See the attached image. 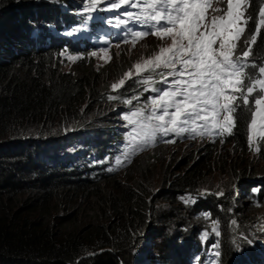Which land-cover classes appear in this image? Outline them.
Segmentation results:
<instances>
[{"label": "trees", "instance_id": "16d2710c", "mask_svg": "<svg viewBox=\"0 0 264 264\" xmlns=\"http://www.w3.org/2000/svg\"><path fill=\"white\" fill-rule=\"evenodd\" d=\"M32 1L0 0V264H135L140 242L151 240L154 233L162 239L158 245L166 255L162 264H193L192 255L201 248L199 227L212 228V222L220 218L217 203L228 204L231 198L239 222L228 233L217 235L220 264H228L233 250L245 248L251 238L250 213L264 209V204L258 207L259 198L247 206L244 196H232L227 185H223L224 199L217 195L222 186L204 185L212 183L213 175L223 176L229 185L237 180L239 189L246 192L250 185H260L254 179L264 172V143L260 152L249 149L242 118L228 143L221 148L211 145L195 156L187 153L178 160L176 172L169 171L170 177L156 188L150 180L149 162L139 165L138 175L130 179L128 170L123 179L105 177L101 182L71 179L52 170L39 173L37 163L42 162L34 158V149L14 143L28 138L33 142L27 145L36 140L50 143L62 135V125L90 111L97 113L102 91L120 68L113 65L98 73L85 62L74 73H64L55 67L61 61L57 51L28 50L12 42L19 29L16 22L30 9L19 5ZM262 3L249 0L245 16H252ZM30 5L35 13L43 10ZM251 28L249 21L239 42L241 50ZM84 31L92 33L94 24L77 35V43L85 39ZM73 46L76 50L77 45ZM252 55L264 59V28ZM31 128L47 133L30 130L19 135ZM163 153L147 157L152 160ZM189 194L188 203L176 200L177 195ZM188 223L197 228L183 229ZM172 227L181 233L178 246L168 231ZM63 233L67 235L59 239Z\"/></svg>", "mask_w": 264, "mask_h": 264}, {"label": "clouds", "instance_id": "9594fccd", "mask_svg": "<svg viewBox=\"0 0 264 264\" xmlns=\"http://www.w3.org/2000/svg\"><path fill=\"white\" fill-rule=\"evenodd\" d=\"M30 3L43 8L41 13H35ZM89 0H33L32 2H24L19 5L20 8H30L25 11L16 22L19 25L16 37L12 42H19L24 44L28 50L34 49L36 51L52 49L57 51L58 57L61 61L55 66L64 73L72 72L77 66L90 62L96 72L101 70H111L113 65L120 68L117 76L110 78L108 84L101 93L102 105L96 112L90 111L86 113L82 119L72 122L71 124L62 125V135L57 137L50 143L40 142L36 140L33 144L27 145L26 142H33V138L28 140H21L15 142L14 146L33 148L36 154L35 159L42 162V165L37 163L39 173H46L47 171H54L55 174L70 176L71 179H87L89 181L101 182L105 177L116 178V180L123 179L128 170H132L134 164H137L144 154L146 156L152 155L157 151L164 149L168 145H178L184 152L183 157L189 153L184 149V145L195 142L202 143V148L196 153H204L209 146L221 148V145L228 143L234 135L231 136H215L212 138L197 137L190 139L187 135L183 137L168 136L161 138L157 135L154 146H149L143 150L132 151V144L130 143V136L133 134L132 126L128 125L122 119L123 115L130 113L136 107L145 104L150 97H155L157 93L152 91H145L140 85L134 83L137 79H142L148 73H144L141 77L133 76L132 80L126 81L123 88L117 91L111 89L113 83H117L129 69H133V65L151 57L158 52L161 46L170 44V40H159L154 35H147L144 39L138 40L133 46L131 31H149V28L142 25L138 21H129L127 24H118L116 17L126 20L127 17L122 13L125 7L119 10H105L108 0L97 6L96 10L88 11L85 5ZM215 6V0H213ZM132 11H136L132 9ZM30 17L27 19V16ZM17 21V20H16ZM94 24V31L92 33L83 32L85 39L77 43V35L82 32L89 24ZM76 50H74V46ZM107 51L108 57H104L103 53ZM97 55H92V53ZM8 58H6V61ZM254 60L257 64L260 59L257 55H251L250 61ZM156 81L152 87L165 88L166 85L160 82V77H154ZM109 96H116V100H109ZM139 96V100L133 99V105L127 106L121 101L123 99L133 98ZM30 130L40 129L31 128L20 133L23 135ZM246 131V129H245ZM244 137L247 139V133ZM175 139V143H165L164 140ZM52 151V152H50ZM151 152V153H150ZM150 153V154H148ZM128 156L127 159L124 157ZM144 157V156H143ZM139 158V159H138ZM181 158V159H182ZM120 159L121 164L117 165L116 161ZM111 168L112 171L108 169ZM129 171V172H130ZM128 172V173H129ZM264 175V172H262ZM254 179L256 187L249 186L250 190L247 192L243 188L239 189V183L236 180L230 184L232 196L243 195L247 206L251 202H260L264 204V176ZM221 186V185H220ZM239 189V190H238ZM227 190L224 188L219 191L223 195L218 197L226 198ZM218 192V193H219ZM197 195V194H196ZM195 195V196H196ZM255 196V197H254ZM217 197V198H218ZM250 197L252 199H250ZM216 198V199H217ZM178 203L190 202L191 194L188 197L177 195ZM217 201V200H216ZM224 201V200H223ZM165 205V204H164ZM220 207L219 220L212 222L206 227H199L201 232V248L199 252L192 255L193 264H200L205 262L207 264H220V247L217 243V232L228 233L232 227V221L236 224L239 222L236 219L238 214L230 198L229 203L219 202ZM254 207V206H253ZM212 218V217H211ZM251 238L247 241L245 248L239 247L234 249L231 260L228 264H264V209L253 211L250 213ZM215 225V229L214 226ZM188 227H195V223H188L184 225L183 229ZM209 229L211 234L209 233ZM230 229V230H229ZM170 236L174 237L178 246L180 243L181 233L172 228H168ZM152 235L151 240H142L135 254L136 261L140 259V251L143 249L142 243L147 241L149 250L152 247V239H157L158 236ZM157 235V234H156ZM193 249L189 250V254ZM219 253V255H216ZM166 255L162 254L161 250L156 248V264H162ZM146 258L142 255V261ZM135 261V262H136ZM144 263H147L145 260Z\"/></svg>", "mask_w": 264, "mask_h": 264}, {"label": "snow or ice", "instance_id": "6c2138e0", "mask_svg": "<svg viewBox=\"0 0 264 264\" xmlns=\"http://www.w3.org/2000/svg\"><path fill=\"white\" fill-rule=\"evenodd\" d=\"M103 2L89 0L85 8L96 10ZM221 4L224 6L220 7ZM248 6L249 0H215V6L213 0H108L105 10L125 7L122 15L127 19L116 17L118 24L138 21L149 28L130 32L133 46L147 35L170 40V44L136 62L133 69L111 85L117 91L133 76L148 73L134 83L157 93L122 117L133 128L130 136L133 152L154 146L157 135L161 138L187 135L190 139L231 136L242 118L249 149L260 152V144L264 143V62L257 64L250 57L264 28V3L246 17ZM249 21L252 28L237 54ZM103 56L108 57L107 51ZM156 76L167 87H152ZM133 99L138 101L139 96L121 102L132 106ZM163 142L175 143V139ZM116 163L122 161L117 159Z\"/></svg>", "mask_w": 264, "mask_h": 264}, {"label": "rangeland", "instance_id": "374dc122", "mask_svg": "<svg viewBox=\"0 0 264 264\" xmlns=\"http://www.w3.org/2000/svg\"><path fill=\"white\" fill-rule=\"evenodd\" d=\"M29 17L30 15L27 16V19ZM201 148H202V143H199V142L198 143L192 142V143L184 145V149L188 151L189 153L191 152L194 156L196 155L197 151ZM161 151H164L163 155L155 159H152V160L148 159V157L146 156L147 154H144L143 155L144 157L143 156L140 157L141 158L140 163L135 165L134 168L128 173L129 179L132 178L133 176L138 175L139 165L142 167L146 164V162H149L151 165V168H149V172H151L150 180L152 181V187L156 188L162 182H165V180L170 177L169 171H171L172 173L176 172V164L178 160L183 157L184 152L182 151L181 148L178 147V145H168L164 149L160 150L159 152ZM213 176H214V179L212 180V183H207V185H204L205 187L210 186V187L216 188L220 185L222 187L223 185L230 186L228 184V180L224 178L223 176L222 177L216 176V175H213ZM223 178L224 180H222ZM104 190H105V187H104ZM66 235L67 233L60 234L59 239L64 238ZM161 241L162 239L160 238V235L158 234V238L156 240L154 239L152 240L151 250H149L148 248L147 241L145 243H142L140 247L143 246V249L140 251V259L137 260L135 264H156V259H155L156 248L158 247ZM142 255L146 258L145 260L147 261V263H144L145 260L142 261Z\"/></svg>", "mask_w": 264, "mask_h": 264}]
</instances>
